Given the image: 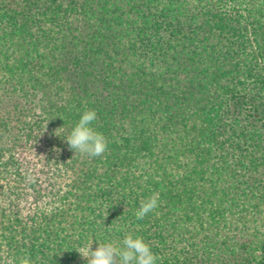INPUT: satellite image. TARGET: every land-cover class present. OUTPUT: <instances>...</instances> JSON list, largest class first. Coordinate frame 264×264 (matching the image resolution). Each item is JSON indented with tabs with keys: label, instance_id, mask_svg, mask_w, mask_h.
<instances>
[{
	"label": "trees",
	"instance_id": "obj_1",
	"mask_svg": "<svg viewBox=\"0 0 264 264\" xmlns=\"http://www.w3.org/2000/svg\"><path fill=\"white\" fill-rule=\"evenodd\" d=\"M93 109L108 151L74 155ZM126 234L157 264H264V0H0V264Z\"/></svg>",
	"mask_w": 264,
	"mask_h": 264
},
{
	"label": "clouds",
	"instance_id": "obj_2",
	"mask_svg": "<svg viewBox=\"0 0 264 264\" xmlns=\"http://www.w3.org/2000/svg\"><path fill=\"white\" fill-rule=\"evenodd\" d=\"M96 119L97 112L94 109L86 110L70 134L63 137L64 142L69 150L74 152V155L80 153L96 158L102 157L108 151L107 137L92 126ZM55 133L58 135L56 131ZM54 150L59 154L60 149ZM28 179L34 181L35 178L29 175ZM159 206V195L154 193L141 201L139 209L135 213L136 219L143 220L150 213L158 215ZM92 245L87 248H74L81 258L86 260V264H157V260L160 259L143 237H134L131 234H126L118 245L113 242H99V246L96 248H93Z\"/></svg>",
	"mask_w": 264,
	"mask_h": 264
}]
</instances>
